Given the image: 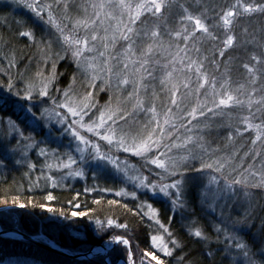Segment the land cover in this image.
Listing matches in <instances>:
<instances>
[{
    "label": "snow or ice",
    "instance_id": "1",
    "mask_svg": "<svg viewBox=\"0 0 264 264\" xmlns=\"http://www.w3.org/2000/svg\"><path fill=\"white\" fill-rule=\"evenodd\" d=\"M17 2L23 5L25 8L30 9L31 12L35 13V16L43 19L47 15V23L54 26L59 33V37L62 40L63 45L66 49L71 51V55L75 60L77 67L83 70L84 72L91 74V79L94 81L99 79L98 73L104 72L107 78L110 80L112 75L115 74L118 80V86H128L132 87V91L128 93L126 101L131 103V108L126 109L122 108L120 104L112 105L111 102L103 106L101 110L98 111V114L95 117H89L86 121L85 117L89 116V111L96 107L93 100L91 92H88L84 95L77 96L75 92L72 91V86L70 85L68 89L64 90V101L63 103L57 105L59 108L67 109V113L63 114L56 112L55 109L41 108L40 104L43 103V100L39 104L33 102L34 94L38 97H48L49 96V86L52 81L55 79V65H53L52 74L49 77H43L40 73L36 75L40 77L38 83L32 81H26L23 89H17L14 92L15 97L21 98L27 103H22L21 99L12 100V97L7 95H0V105H7L9 103L15 104L20 112L23 113L22 121L32 127H38L44 119H51L53 116L58 117V123L67 124L65 131H70L74 139H76L82 147L78 146L77 151L84 153L91 148V159L103 162V164H110L114 169L119 172H122L128 180L137 183L138 188L147 189L153 195L162 193L166 197H173L172 200L173 207H183L182 194L187 190L188 185V166L186 162L189 159H200L201 166L199 169H193L197 173H203L205 170H213L215 175H208V183L203 186V190L200 192L201 198H207L209 195L208 188L212 185L216 186V192L213 194V199L220 197V181L221 178L224 181V188L228 191H234V185L240 184L245 185L248 183L247 177L243 179H233L228 180V177L224 175L225 170L231 168V172H236V167H232L233 156L224 155L219 158L211 160V162H205L202 157H195L189 152L188 155L181 156L179 158L169 156L168 153L172 151L173 148L184 147L187 148L189 143H197L200 149L204 152L208 150L205 148L203 137H186L181 144H167L165 140L171 139L172 133L178 131L175 121L178 117L173 113L172 108L169 107L162 115L157 112L155 103H151L150 106L146 107V100L143 98L140 93L141 91L147 90V85L145 84V74L148 77H152V72L148 69L150 63V57L154 51V47H160V45L148 44L142 51L137 55L134 50L135 40L134 37H138L140 32L137 30V22L142 21V17L150 15L154 18H160L164 15V12L167 8H170L175 0H90L89 6L92 9L91 16H85L83 19H76L73 24L71 31H66V25L62 26L60 21L57 20L56 16L52 12V5L48 3H41L40 0H17ZM67 5H65V9ZM47 9V12L45 10ZM87 12V8L84 9ZM186 15L182 17V20H187L193 22V31L188 32L187 28H183L181 31H176L172 33L177 38L182 37L184 40H189L195 34V32H201L206 34L209 38L215 40L217 37L212 31L209 30V25L206 24L200 17L204 15V12L200 13V16L192 15L187 8L183 9ZM206 11V10H205ZM252 14H262L264 15V0L257 2V0H233L229 5H226L224 8L220 9V12L217 14V24L213 27L221 28L225 33V39L223 40V49L220 50V56L224 55V49L233 47L236 41V36L233 34V26L238 21L239 18L244 16H251ZM65 19H69L65 17ZM83 28L85 34L81 36L79 34V29ZM101 31L103 35H101ZM146 36H150L156 40L160 38L159 27L154 29H141ZM245 33L247 29L244 30ZM184 33H187L184 35ZM21 36L32 37L33 34L31 31L20 32ZM34 39V37H33ZM255 39V38H253ZM126 42V47L123 49V59L118 57H113L110 52L115 50L116 45L119 41ZM97 42L101 43L104 51H98ZM171 47V45H169ZM264 48V44L261 45ZM199 51V49H196ZM98 52V56L104 58L103 66L96 63V56H88L86 53ZM181 52L184 53V57H181ZM185 58L188 59V63L185 64ZM114 59L118 65H120L121 71H115V66L111 63ZM207 59V57H205ZM252 61L256 64L264 63V60L260 56L252 55L250 57ZM11 61L9 67H11ZM180 63L184 65L182 69H176L175 64ZM172 66L171 71H166L164 79L161 83H172L174 78V73L177 71H184L185 69L191 71L196 76L197 82V91L200 88H204L205 85H210L211 87V104L212 107H207L208 100L198 101L196 107L192 108L191 112L188 113V116H191L193 119L196 118L197 112L199 110V115L203 116L205 110L208 112H213L214 114H224L225 109L230 108H246L249 112L248 116H243L240 118V123L244 126V131L249 129L255 131V140L252 141L253 144L256 141L264 140V122L253 123L252 117L253 113L251 109L254 104L261 105L264 108V97H261L260 100L254 101L251 99V94L249 97L244 100L240 99L239 95H235L231 90V77L227 75L228 69H225L224 79L217 89L216 78L213 77L209 79L208 74L203 71L204 64L198 62L197 60H192L187 57V50L180 49L177 45V51L173 56V60L170 62ZM131 65V67H130ZM248 72V74L253 78L252 83L256 82V72L257 68L250 66L245 63L242 65ZM219 67V65H217ZM133 76V78H130ZM75 82V77H73V83ZM185 88H188L189 81L185 80ZM8 92H12L14 89V84L9 81L6 85ZM244 88V85H239L236 89L237 93H240ZM171 96L169 97V103L171 105L179 108V104L182 102L181 98L177 95L179 93V87L176 84H172ZM256 89H252V93H255ZM155 97V93H153ZM55 104V101H53ZM35 109V110H34ZM214 110H219L218 113ZM257 112L261 111V108L256 109ZM37 112L40 113L37 116ZM137 113H146L149 114V119L146 122L139 124L138 128L132 127L130 122L133 121V117ZM231 113H229L230 115ZM71 120V123L68 121ZM191 123V121H189ZM7 127L9 133H15L24 141H32L23 145L24 148H31L35 145L34 137L30 134L28 136L24 135V129L21 128L20 124L12 120L11 117L7 120ZM180 127H184L183 124ZM170 129V131H165ZM81 130L91 133L94 137L99 138L100 141H104L107 145H114L117 150L122 149L124 152L132 153L137 157L144 158L146 163H151L156 165L158 168L162 169L165 173L164 176L160 177V181H149L147 176L143 174L129 175V172L138 171L135 169V166H129L127 162H120L119 157L111 155L109 152L101 150V144L99 142H94L93 139H89L87 135H82ZM191 131V129H189ZM237 135H240V129H236ZM14 138V137H13ZM229 140H232V137L229 136ZM164 148L165 151L161 152L160 149ZM16 149H9L8 145L0 141V151L5 152L6 154L10 151H15ZM155 150L156 154L152 155ZM215 151V150H213ZM41 156L47 155L46 149H41ZM247 155V153H245ZM256 155H259L257 152ZM150 157V159H149ZM84 157L81 155V161ZM77 161L72 158L71 155L68 156L65 163L55 162L48 164L49 169L56 168H68L71 169L72 165L76 164ZM123 163V167L121 166ZM98 167L100 164L97 165ZM30 168H35V164L29 165ZM251 165H249V169ZM247 171V170H246ZM69 175L82 176L83 170L70 171ZM259 177L258 186H264V174L255 172L249 173ZM159 176L160 174L157 173ZM243 176V173H240ZM172 177L171 182L164 183L163 181ZM52 182L55 184V178L52 177ZM174 190V192L172 191ZM107 191V189H105ZM120 195H132L136 196V193H127L126 190L121 189ZM49 200L54 199L53 196H48ZM16 201L13 200L12 204H15ZM3 206L7 208L8 201L3 202ZM27 205L21 204L20 207H26ZM40 207H46V205L41 204ZM148 207L150 209L149 213L145 215H150L156 223L164 229V232L170 238L172 233L165 228V226L158 219V212L152 207L151 204H141V207ZM125 207H127L125 205ZM53 211V209H49ZM64 215V213H61ZM88 213L85 212H72L71 216H87ZM96 225L99 228L97 236L99 239H103L102 233H106L108 229H111L113 226L116 228L126 229L127 224L117 223V221L109 218L106 221H101L97 219L95 221ZM105 224L107 228H105ZM217 232L225 231L217 227ZM190 234L196 238L202 240H207L208 236L205 234L204 230L201 227H194L190 229ZM225 239L230 242L231 246L234 249H237L241 254L247 258L248 264H257V261L250 255V249L247 243L243 242L240 237L235 235L226 234ZM174 245H179V241L175 239L170 240ZM169 242L165 241L164 235H154L151 237V244L155 249H158L160 252L165 253L166 256H171L173 254V249L169 248ZM124 245L128 252L125 264H128V261H131L132 264H136L131 253V243L126 238L125 235H111L107 240H104L101 245L94 246L90 249L93 255H96L99 258L100 264H119L118 260H113L112 255L114 252L118 251V246ZM211 255V253H209ZM260 255L264 256V250L260 252ZM142 258L140 264H165V261L156 254L155 251L145 250L141 254ZM264 264V262H260Z\"/></svg>",
    "mask_w": 264,
    "mask_h": 264
},
{
    "label": "rangeland",
    "instance_id": "2",
    "mask_svg": "<svg viewBox=\"0 0 264 264\" xmlns=\"http://www.w3.org/2000/svg\"><path fill=\"white\" fill-rule=\"evenodd\" d=\"M4 2L5 4H11L14 2V0H0ZM17 1V0H16ZM40 2L48 3L52 5V12L56 16L57 20L60 21L62 26H67L66 31H71L73 28L74 21L76 19H83L85 16L90 17L92 13V9L89 6L90 0H40ZM73 2V3H72ZM68 4H73L76 7V11L73 8H69ZM21 7H24L23 5L19 4ZM65 5H67V8L65 9ZM25 8V7H24ZM85 8H87V12H85ZM30 10V9H29ZM192 15L197 16L190 10H188ZM47 12V9L45 10ZM185 13V12H183ZM167 15V9L164 12V15L160 18H154L150 15H147L145 17H142L141 22H137L136 28L140 32V35L138 37H134L135 44H134V50L139 55V53L142 51V49L148 45V44H154V45H160V47H154V51L150 57V63L147 66L148 69L152 72V77H148L145 74V84L147 85L146 91H141L140 95L145 98L146 100V107L150 106L151 103H155L157 112L161 114V117L163 113L169 108H172L173 113L178 117V119L175 121L176 127L178 131H175L172 133L171 139L165 140V143L167 144H181L183 140L188 136L193 137H203V143L205 148L208 150L207 152H204L200 149L197 143H189L187 145V148L180 147V148H173L171 152L168 153L169 156L179 158L181 156L188 155L189 152H191L192 156L195 157H202L205 162H211V160L215 158L222 157L224 155L233 156V164L232 167H237L236 172H231V168L226 169L224 175L228 177V180L231 181L233 179H243L247 177L248 183L245 185H234V191H228L224 188V181L221 178L220 181V190L221 194L220 197L217 199H213V194L216 192V186L212 185L208 188L209 195L207 198H201L200 192L203 190V186L208 183V175L213 174L215 175L213 170H205L203 173H197L193 171V169H199L201 166L200 159H189L186 164L188 166V183L187 186L193 185L195 186V190L197 193V202L198 205H202L205 208H207L211 214L214 215L215 219H217V227H220L221 229H224L225 231L221 232V236L225 242L229 245V251L234 254H238V262L239 264H248L247 258H245L241 252L237 249H234L230 242H228L225 239L226 234L235 235L237 237H240L243 242H248L243 237V231L247 232V230L250 228V225L248 223V219L251 215H255L254 213V204L251 200V194L254 191L262 190L264 192V186H258L259 177H256L254 175H250L249 173H255L259 172L264 174V140L262 141H256L255 144L252 143L253 140H255V131L249 129L248 131H244V126L240 123V118L243 116H248L249 112L246 108H230L225 109L224 114H214L213 112H208L205 110V114L203 116L199 115V110L197 112L196 118L193 119L191 116H188V113L191 112L192 108L196 107L198 101H204L208 100L207 107L211 108V87L210 85H205L204 88H200L197 91V82H196V76L189 70L185 69L184 71H177L174 73V78L172 83H161V81L164 79L165 72L171 71L172 66L170 62L173 60V56L175 55L177 51V45L180 49L187 50V57L191 58L192 60H197L200 63L204 64V69L209 79L211 80L213 77L216 78L217 81V89H219V85L224 79V73H220L221 75H216L213 73L212 69H210L206 65L205 53L199 48L196 47L194 37L195 34L192 36L189 40H184L182 37L177 38L172 33L176 31H181L183 28H187L188 32L193 31V22L183 20L179 22H175L172 25L166 24L165 17ZM186 15V13H185ZM65 17H68L69 19H65ZM204 22L205 20L201 18ZM30 23L31 21L35 22V26L42 29V25L39 22L42 21L45 24V27L51 26L53 30L52 33L49 34L50 40L46 39L47 41V47H49L48 50H45L42 53H38L36 57L37 63V73H40L43 77H49L52 74L53 65H55V79H56V63L62 61V59L69 60L71 65L74 66V75H72L69 79V82L66 85H57L53 89V85L55 84V79L52 81L51 85L49 86L48 97H38L34 94L33 102L39 104L41 100H43V103L40 104L41 108H48L50 110L55 109L56 112H60L63 114H67L70 116V114L67 113V109L59 108L57 105L63 103L64 101V90L68 89L69 86H72V91L77 94V96L84 95L88 92L92 93L93 100L95 102L96 107L91 109L89 111V116L85 117V120L87 121L89 117H95V115L98 114V111L103 108L106 104L109 102L112 103V105L120 104L122 108L130 109L131 103L126 101V97L129 92L132 91V87L130 85L128 86H118V80L115 74L112 75L111 79L109 80L104 72H99L98 76L99 79L92 80L91 74L84 72L80 68L77 67V64L75 60L73 59L71 55V51L66 49V47L63 45L61 38L59 37V33L57 32L56 28L50 24H48L47 21V15L44 16L43 19H40L35 16V13L31 12V18L29 19ZM32 22V23H33ZM206 23V22H205ZM207 24V23H206ZM159 27L160 31V38L158 40L146 36L141 29L147 28V29H154L155 27ZM30 31V30H26ZM79 34L81 36L85 34L84 29L81 27L79 29ZM187 33H184L186 35ZM101 35H103V32L101 31ZM225 39V38H224ZM224 39H221L220 41L223 42ZM171 45V47H169ZM126 42L119 41L116 45L115 50L111 51L110 54L113 57H118L119 59H123V49L126 47ZM40 46V48H42ZM97 49L98 51H104L103 47L101 46L100 42H97ZM196 49H199V51H196ZM41 54V55H40ZM88 56H96L97 60L96 63L103 66L104 58H101L98 56V52H90L86 53ZM181 57H184V53L181 52ZM115 68V71H121L120 65L117 64L116 59H114L111 62ZM188 63V59L185 58V64ZM2 65L0 66V68ZM131 67V65H130ZM176 69H182L184 68V65L180 63L175 64ZM1 74H3L9 82V78L4 74V68H1ZM36 73V74H37ZM221 76V77H220ZM73 77H75V82L73 83ZM256 82L252 83V77L248 74L246 76V81L242 85H244V88L241 90L240 93L236 92V89L239 86L238 84H231V90L235 95H239L240 99L246 100L249 97V94H251V99L254 101L260 100L261 97H264V91H262V87L259 85V75L256 72ZM130 78H133V76H130ZM40 80V77L37 75L31 80L32 82L38 83ZM189 81V87L185 88L184 81ZM7 82L6 79L3 78V80L0 83V92L3 93V95H9L12 97V100H17L21 98H17L14 95V92L19 89L23 93V89L25 84H14V89L12 92H8L5 83ZM7 82V83H8ZM176 84L179 87V93L177 95L181 98L182 102L179 104V108H177L174 105H171L169 103V97L171 96V92L169 89H171L172 84ZM248 83V84H247ZM259 85V86H258ZM255 88V93H252V89ZM153 93H155V97L153 96ZM53 101H55V104H53ZM22 103H27L21 99ZM14 107L19 110L15 104H13ZM257 108H261V105L254 104L253 108L251 109L253 113L252 122L253 123H261L263 121L258 120V112L256 111ZM35 110V109H34ZM219 110H214V112L218 113ZM261 112V111H259ZM20 113V111H19ZM22 113V112H21ZM229 113H231L229 115ZM23 116V113L21 114ZM40 113L37 112V116H39ZM149 114L146 113H137L133 117V121L135 123L130 122L132 127L138 128L139 124L146 122L147 119H149ZM59 118L56 116H53L50 120L44 119L41 124L38 127H32L28 125L29 132L25 133V136L32 135L34 137L35 145L31 148H24L23 145L32 143V141H24L20 137L16 139L9 136V138L12 140L13 145L17 147L15 150V153L17 155L16 158L13 157V160L16 162H22L24 164H27L28 166L31 164H35V167H38L42 172L43 175L41 176V180L45 184H49L50 186H62L63 188H72V186L77 189L83 190V191H90L97 194H103V195H110L115 197H121L126 200H134L138 203L140 209L143 211V214L149 213L150 209L148 207H141V204H144L145 202L147 204H151L154 209L159 212V210L154 207L152 200L153 199H159L160 202L164 200V202H167L172 206L173 209L177 211L182 210H189L187 199L184 198L186 191L182 194V202L184 204L183 207H173L172 200L175 199V195L173 197L169 198L164 196L162 193L153 195L149 190L142 189L137 187V183L133 182L131 180H128L125 175L122 172L117 171L114 169L110 164L105 165L103 162H98L91 159V148L88 149V151L84 153H80L77 151L78 146L82 147V145L79 144V142L74 139L70 131H65L67 124H61L58 123L57 120ZM223 119H227L228 123L230 122L229 132L221 133V139L220 141H224L223 144L218 140L219 148L214 149L216 147L215 144L209 140L208 135L206 134V126L212 124L216 121H223ZM8 120V119H7ZM7 120H6V126H7ZM191 121V123H189ZM72 121L69 120L68 123H71ZM183 124L184 127H180V125ZM8 128V127H7ZM239 128L241 134L237 135L236 129ZM3 126L0 123V133L2 132ZM38 129V132H37ZM191 129V131H189ZM170 131V129L165 130ZM82 135H87L89 139H93L94 142H99L101 144V150L105 152H109L111 155L119 157L120 162H127L129 166H135V169L138 171H132L129 172V175H136V174H143L144 176H147L149 178V181H160V177L164 176L165 173L162 169L158 168L156 165H153L151 163H146L144 158L137 157L132 153L124 152L122 149L117 150L114 145H107L106 142L100 141L99 138L94 137L91 133H87L84 130H81ZM18 136V135H17ZM229 136L232 137V140H229ZM44 144H50L51 147H54L55 145L59 146L60 148H50L48 146H45ZM46 149L47 155L41 156L40 150ZM215 150V151H213ZM161 152L165 151L164 148L160 149ZM259 153V155H256V153ZM247 153V155H245ZM155 150L153 151L152 155H155ZM71 155L73 159L77 161L76 164L72 165L71 169L68 168H56L53 167L49 169L47 167L48 164H52L55 162L59 163H65L67 161L68 156ZM81 155H83L84 159L81 161ZM14 156L13 151H11V155ZM250 156V158L248 157ZM247 157V158H246ZM150 159V157H149ZM42 164V165H41ZM100 164L98 167L97 165ZM38 165V166H37ZM249 165H251V168L249 169ZM124 166L123 163L121 165ZM76 170H83L82 176H76V175H69L68 173L70 171H76ZM247 170V171H246ZM157 173L160 175L158 176ZM240 173H243V176L240 175ZM52 177L55 178V184L52 182ZM172 177H169L168 179L164 180V183L171 182ZM38 182L40 180L38 179ZM107 189V191H105ZM121 189L126 190L127 193H136V196L132 195H120ZM240 189V190H239ZM174 192V190H172ZM255 198V197H254ZM8 207L5 208L3 206V203L0 204V221L7 222L10 221L16 223V220L14 218V215H12L15 212V208L20 207V203L12 204V202H8ZM236 205H240V207L243 205V208H241V215L243 216V224H238L233 218L230 216L228 210L230 208L235 207ZM46 208V207H44ZM47 209V208H46ZM227 210V211H225ZM237 210V209H236ZM240 209L238 208V212ZM78 212V211H76ZM237 214V213H236ZM73 217V216H72ZM81 217V216H79ZM147 219L149 220V224L152 225L154 235H164L165 241L169 242L168 246L169 248L173 249L177 246L170 242L172 237L170 238L167 236L164 232V229L160 227L159 224L156 223V220H154L150 215H146ZM77 218V217H74ZM28 221L31 220L30 217L26 218ZM158 219L159 221L165 226V228H168V225L163 223V221L159 217L158 213ZM237 224H235V222ZM262 221L259 220L258 224L261 225L259 227H264V224L261 223ZM214 227V231L217 229V227ZM17 228V227H15ZM105 228H107V225L105 224ZM6 228L3 227L2 223L0 222V230L5 231ZM8 229V228H7ZM242 229V230H241ZM261 229V228H258ZM121 228H116L113 226L111 229H108L106 233H102L101 235H109L111 231H113L111 235H124L122 232H120ZM170 231V230H169ZM217 231V230H216ZM10 234V233H9ZM11 236H16V234H10ZM37 238L40 240H46L48 241V238H52L51 233L46 231V233L40 232L37 233ZM126 238L131 243V253L133 256V259L135 260L136 264H140V261L137 259L136 252L137 247L136 245L131 241L129 237L126 236ZM255 240L257 241V245H261L264 242V235L262 237H256ZM53 242V241H52ZM54 243V242H53ZM56 243V242H55ZM78 243V242H77ZM103 243V242H102ZM102 243H95L91 246L85 247L86 249L83 250V247L86 246L84 243H78L79 248L76 247V249H73L74 252H87L90 251L91 248L94 246L101 245ZM152 245V244H151ZM153 246V245H152ZM249 246V244H248ZM126 246L119 245L118 251L114 252L112 255L113 260H118L119 264H123V260H126L128 252L124 250ZM152 251H155L156 254L160 255H166L165 253L160 252L158 249H155L153 246ZM250 249V247H249ZM264 250V245L259 250H251L250 249V255L253 256L255 261H257V264H260V262H264V256L260 255V252ZM87 256H96L91 253V255ZM137 260L139 262H137ZM10 264H41V263H27L25 261H12ZM128 264H132L131 261H128ZM151 264H155V262H151Z\"/></svg>",
    "mask_w": 264,
    "mask_h": 264
},
{
    "label": "trees",
    "instance_id": "3",
    "mask_svg": "<svg viewBox=\"0 0 264 264\" xmlns=\"http://www.w3.org/2000/svg\"><path fill=\"white\" fill-rule=\"evenodd\" d=\"M232 2L233 0H175L172 6L167 8L165 22L172 25L175 22L183 21L181 18L185 16L184 8L197 16L204 12L200 18L205 20L209 25V30L217 37L213 40L206 34L195 32L194 41L197 43L196 47L205 53L206 65L216 75L225 73L227 68L229 70L227 75L231 77V84L239 83V85L247 82V70L242 65L247 63L256 67L257 74L260 76L259 85L264 91V63L256 64L250 59L252 55H256L264 60V48L261 47L264 44V15L252 14L239 18L233 26V34L236 36L234 46L224 49L223 56L219 54L220 50L223 49V42L220 40L225 38V33L221 28L213 27V25L217 24V14L220 9ZM257 2H261V0H257ZM68 5L69 8H73V4ZM73 9L76 11L75 5ZM30 18L31 10L21 7L16 0L11 4L0 1V66L2 65L1 68H4L3 72L9 81L16 85L25 84L26 81H31L36 76L38 63L35 62L36 57L39 52L42 53L49 49L46 39H51L49 34L53 30L51 26L45 27V24L40 20L42 29L36 27L35 22L31 21L30 23ZM245 29H247L246 33ZM26 30H30L33 36L20 35V32ZM42 45L43 47L40 48ZM10 61L12 62L11 67H9ZM73 69L74 66L67 58L57 62L53 89L57 85H66L70 77L74 75ZM3 78L8 82V79L0 71V83ZM7 82L2 83L8 84L9 82ZM0 95L3 93L0 92ZM21 114L13 103L0 105V123L3 126L2 132H4L0 133V141L7 144L9 149H17L9 136L14 137L15 141L19 138L15 133H9L6 126V120L9 117L20 124L25 133L29 132L28 125L22 121L23 116ZM257 114L258 120L264 122V108ZM229 125L230 122L228 123L227 119H223V121H216L206 126V134L209 140L216 145L214 149L220 147L217 142L221 139V133L230 131ZM220 142L225 143L224 141ZM44 145L50 148H60L57 145L54 147H51L50 144ZM13 153L14 156H10L11 151L7 154L0 151V204L5 200L8 202L15 200L16 203L27 206L15 208L12 215H14L16 223L14 220L5 223L0 221L4 228L17 227L33 233L39 226H42L45 231L51 233L53 239L58 240L62 245L76 249V247L82 246H78V243H84L86 245L83 247L84 250L85 247L102 243L109 238L113 231L109 235L102 236V240L98 238L99 228L95 221L97 219L106 221L111 218L117 223L128 225L126 229L121 228L119 231L129 237L136 245L135 256L139 261H141L142 252L154 250L151 245L153 227L149 224V220L138 204L121 197L83 191L75 188V186L63 188L62 186H50L38 182V179L41 181L43 175V172L38 168L39 166L30 168L27 164L18 163L13 160L17 153L15 151ZM248 157L250 158V156ZM189 183L192 184V182ZM195 189V186L189 185L186 194L184 193V198L187 199L189 207L188 211H174L169 204L160 202L159 199L152 202L159 209L160 219L168 225L172 239L179 241V245L174 248L171 256L160 254L158 256L165 261V264H239L237 261L238 254L231 253L229 245L221 236V232L214 231L213 226L217 227V219L207 208L202 209L198 205ZM49 195L53 196L54 199L49 200ZM258 197L259 199L262 198V196ZM260 203L261 205L256 202L255 215L247 218L252 229L254 224H258V221L262 220L261 216L264 215V201ZM41 204L46 205L47 209L40 207ZM238 208L240 209L239 212ZM241 208L243 205L241 207L236 205L230 208L228 212L230 211L229 214L233 220L242 225ZM49 209H53V211H49ZM76 211L85 212L88 215L74 218L71 213ZM27 217H30L31 221H28ZM236 222L235 224H237ZM194 227H201L208 239L202 240L191 235L190 229ZM242 231L243 237H251V232L248 231L246 234L244 230ZM63 241H66V244ZM16 254L51 260L54 264H100L97 256L92 257V259L68 258L24 239L17 240L0 236V263L8 256ZM138 260L137 262H139Z\"/></svg>",
    "mask_w": 264,
    "mask_h": 264
},
{
    "label": "bare ground",
    "instance_id": "4",
    "mask_svg": "<svg viewBox=\"0 0 264 264\" xmlns=\"http://www.w3.org/2000/svg\"><path fill=\"white\" fill-rule=\"evenodd\" d=\"M40 182H42V180ZM27 218H29V217H27ZM29 221H31V220H29ZM16 230L19 232V234H21L23 237H25V239L27 241H29V242H31V243H33L35 245L41 246V247L44 246V245H42V243L38 242V238H37V235H36L37 233H40V232L46 233L47 230L45 231V229H43L42 226H39V228L36 229V232H33V233L32 232H27L26 230H22L21 228H17ZM61 239L65 240L62 237H61ZM63 242H65V244H66V241H63ZM56 243H57V246L59 247L58 249H60V253L62 255L67 256L68 258L69 257H71V258H79L80 257V256H78V255H76L74 253L73 248L71 246H69V247L64 246L61 243H59L58 240L56 241Z\"/></svg>",
    "mask_w": 264,
    "mask_h": 264
}]
</instances>
